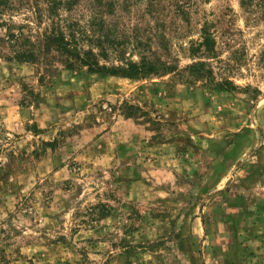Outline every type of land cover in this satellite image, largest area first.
Returning <instances> with one entry per match:
<instances>
[{
	"label": "rangeland",
	"instance_id": "1",
	"mask_svg": "<svg viewBox=\"0 0 264 264\" xmlns=\"http://www.w3.org/2000/svg\"><path fill=\"white\" fill-rule=\"evenodd\" d=\"M16 1L0 23L45 27ZM65 15L82 47L101 38L102 64L158 71L3 50L0 264H264V0H80Z\"/></svg>",
	"mask_w": 264,
	"mask_h": 264
},
{
	"label": "trees",
	"instance_id": "2",
	"mask_svg": "<svg viewBox=\"0 0 264 264\" xmlns=\"http://www.w3.org/2000/svg\"><path fill=\"white\" fill-rule=\"evenodd\" d=\"M80 0H19L21 4H29L32 14V23L40 28L27 36L24 31L15 32L8 22L0 23V56L3 57L4 49L10 51L7 59L18 62L40 63L44 60H55L62 66L74 68L77 64L87 67L90 72L119 75L129 78H141L158 71L157 66L142 58L140 62L126 60L121 65L102 64L99 57L107 59L103 41L98 38L97 48H84L80 40L84 31L79 23L72 19L70 13L78 5ZM16 0H0V15L4 16L8 11H15ZM19 3V4H20ZM20 4V5H21ZM22 6V5H21ZM40 26V27H39ZM210 39L205 34L203 46L210 51ZM52 64V63H50ZM196 68H193L195 70ZM229 88V87H226Z\"/></svg>",
	"mask_w": 264,
	"mask_h": 264
}]
</instances>
